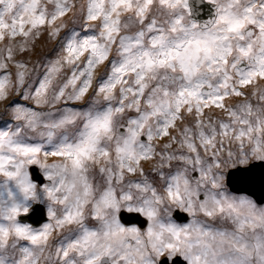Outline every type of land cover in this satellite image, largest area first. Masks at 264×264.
Listing matches in <instances>:
<instances>
[{"label":"snow or ice","instance_id":"6c2138e0","mask_svg":"<svg viewBox=\"0 0 264 264\" xmlns=\"http://www.w3.org/2000/svg\"><path fill=\"white\" fill-rule=\"evenodd\" d=\"M203 2L0 0V264H264V0Z\"/></svg>","mask_w":264,"mask_h":264},{"label":"water","instance_id":"95a60500","mask_svg":"<svg viewBox=\"0 0 264 264\" xmlns=\"http://www.w3.org/2000/svg\"><path fill=\"white\" fill-rule=\"evenodd\" d=\"M192 7L194 10V18L199 20L210 18L212 9L210 6L206 4V2H198V0H191ZM27 219V222L31 223L32 225L36 226L40 224L42 219H46V217L39 215V214H32ZM124 222L126 219H123ZM128 220V219H127ZM176 264H183L179 258H177Z\"/></svg>","mask_w":264,"mask_h":264},{"label":"flooded vegetation","instance_id":"af4514ba","mask_svg":"<svg viewBox=\"0 0 264 264\" xmlns=\"http://www.w3.org/2000/svg\"><path fill=\"white\" fill-rule=\"evenodd\" d=\"M121 216H122L123 219H126V220H125V225L128 226V220H127L128 218H127L126 214H124V213L122 212V213H121ZM45 220H46V219H42V221L40 222V224H38V225H36V226L33 225V227H37V228L40 227L41 224H42L43 222H45ZM181 222H183V221H181Z\"/></svg>","mask_w":264,"mask_h":264},{"label":"rangeland","instance_id":"374dc122","mask_svg":"<svg viewBox=\"0 0 264 264\" xmlns=\"http://www.w3.org/2000/svg\"><path fill=\"white\" fill-rule=\"evenodd\" d=\"M41 43L43 44V41H42ZM53 47H54V45H48V46L43 50V52L41 53V55H43L44 53H47V54L51 55L50 49L53 48ZM34 59H35V57H34ZM182 219H186V218H182Z\"/></svg>","mask_w":264,"mask_h":264}]
</instances>
